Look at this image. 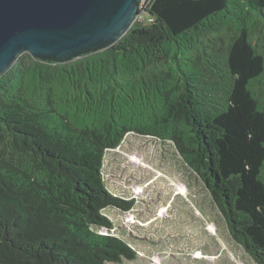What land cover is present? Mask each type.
Wrapping results in <instances>:
<instances>
[{
    "label": "trees",
    "instance_id": "16d2710c",
    "mask_svg": "<svg viewBox=\"0 0 264 264\" xmlns=\"http://www.w3.org/2000/svg\"><path fill=\"white\" fill-rule=\"evenodd\" d=\"M112 47L0 76V264H119L103 211L128 134L171 143L264 264V0H147ZM130 222V220H128Z\"/></svg>",
    "mask_w": 264,
    "mask_h": 264
},
{
    "label": "rangeland",
    "instance_id": "374dc122",
    "mask_svg": "<svg viewBox=\"0 0 264 264\" xmlns=\"http://www.w3.org/2000/svg\"><path fill=\"white\" fill-rule=\"evenodd\" d=\"M141 11L139 19L147 23ZM102 173L124 209H105L112 229L99 233L134 252L119 264H257L233 240L204 183L171 143L128 134L107 151Z\"/></svg>",
    "mask_w": 264,
    "mask_h": 264
},
{
    "label": "water",
    "instance_id": "95a60500",
    "mask_svg": "<svg viewBox=\"0 0 264 264\" xmlns=\"http://www.w3.org/2000/svg\"><path fill=\"white\" fill-rule=\"evenodd\" d=\"M142 0H0V76L24 53L67 64L115 45Z\"/></svg>",
    "mask_w": 264,
    "mask_h": 264
},
{
    "label": "built area",
    "instance_id": "2783aa9c",
    "mask_svg": "<svg viewBox=\"0 0 264 264\" xmlns=\"http://www.w3.org/2000/svg\"><path fill=\"white\" fill-rule=\"evenodd\" d=\"M143 4H144V2H143V0H142V3H141V6H140V9L142 10V7H143ZM145 5V4H144ZM141 13H142V11H141ZM140 18V17H139ZM138 18V19H139Z\"/></svg>",
    "mask_w": 264,
    "mask_h": 264
}]
</instances>
